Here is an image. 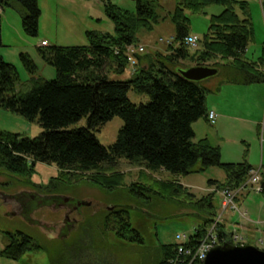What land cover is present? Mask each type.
<instances>
[{"label": "trees", "instance_id": "1", "mask_svg": "<svg viewBox=\"0 0 264 264\" xmlns=\"http://www.w3.org/2000/svg\"><path fill=\"white\" fill-rule=\"evenodd\" d=\"M133 1L135 12L123 10L110 1L105 4L106 15L115 25L114 35L87 32L85 46L37 47L41 59L56 69L55 79L36 78L38 66L28 53H21L20 59L31 80L28 87L18 90V69L0 56V109L17 113L31 123L37 122L43 129L34 138L0 131V169L29 177L37 163L54 164L60 170L56 180L63 185L85 179L93 186L114 192L124 185L126 177L121 171V162L140 166L143 168L140 179L127 188L129 196L141 204L150 197L187 198L186 202L201 214L198 216L202 223L191 234L198 243L217 217L218 208L213 203L216 191L195 200V195L179 181L157 180L147 173L164 171L174 176H188L217 166L226 173V180L223 183L210 180L209 187L235 189L247 181L253 167L246 161L222 163L220 149L208 139L193 141V124L200 119L208 121L206 99L210 90L202 82L184 78L178 70L182 62L189 60L196 66L223 69L225 82L229 84L264 83V44L256 61L247 58L254 27L245 1L176 0V7L169 14L175 26L174 42L166 53L137 54V64L128 79H111L105 72L108 69L123 75L131 67L127 46L140 43V33L152 32L166 19L158 12L157 0ZM14 4L21 8L26 34L37 36L41 17L38 0H0L3 11ZM211 5H221L224 9L211 16L208 33L199 38V48L193 51L185 44L191 35V18L187 12L204 13ZM130 91L147 95L150 100L135 104L128 97ZM115 117H120L124 124L115 142L104 146L96 132ZM83 118L87 119L86 127L68 129ZM58 189L48 187L45 192L53 195ZM132 209L130 205H118L109 210L104 229L115 235V241L150 248L138 225L131 220ZM218 235L223 244H233L231 232L222 223ZM8 236L10 242L2 255L10 259L20 260L28 252L44 249L26 233ZM156 247L160 256L156 264H167L177 244ZM62 250L61 260L68 256L69 247Z\"/></svg>", "mask_w": 264, "mask_h": 264}, {"label": "rangeland", "instance_id": "2", "mask_svg": "<svg viewBox=\"0 0 264 264\" xmlns=\"http://www.w3.org/2000/svg\"><path fill=\"white\" fill-rule=\"evenodd\" d=\"M108 1L123 10L136 11V3L133 0H38L41 17L38 35L35 37L24 31L19 5L14 4L5 11L1 10L0 56L18 69L20 76L18 90L28 87L31 80V75L20 59L21 53H28L38 66L36 78L52 80L57 77L56 69L46 64L37 51V47H41L43 41L47 43L45 47L85 46L88 45L87 32L114 35L115 25L105 11V4ZM157 1L158 12L166 19L152 32L139 34L140 43L137 44L145 47V53L156 51L166 53L169 46L167 40L173 38L171 35L175 33V26L169 14L174 11L176 0ZM237 1H245L249 6L254 37L246 55L248 59L256 61L264 44V0ZM223 9L221 5H211L205 8L204 13L187 12L191 18L190 33L203 38L208 33L211 16L220 14ZM237 13L243 18L241 11ZM191 66L196 65L186 60L182 62L180 69ZM220 70L215 77L202 81L206 87L223 83L219 92L208 93L206 99L208 112L214 111L218 115L217 123L211 125L203 119L200 120L198 125L195 124L196 136L193 141L208 139L212 145L220 149L222 163L246 161L258 169L264 165L262 129L264 83L231 85L225 82L224 70ZM105 72L111 79L126 80L133 74L134 68L130 67L123 75H117L113 69ZM128 97L135 104L147 103L150 100L149 96L133 91L128 93ZM123 124L120 117L107 122L96 132L99 142L104 146L113 144ZM86 126L87 119L83 118L78 123L70 125L68 129ZM42 130L37 122L31 123L17 113L0 109V131L34 138ZM120 166L121 171L126 174L125 186L114 192L93 186L85 179L63 185V182L56 180L60 177V170L54 164L37 163L29 177L0 169V264H156L160 257L156 245L175 244L177 234L195 233L196 228L202 223L198 216L201 214L186 202L187 198L182 197L184 200L182 201L150 197L145 200V204H141L139 200L129 196L127 188L140 179L143 168L130 165L126 161L121 162ZM147 174L157 180L179 181L195 195V200L219 190L215 186L209 187L210 180L219 183L226 180V173L217 166L188 176H174L162 171ZM48 187L59 189L57 193L50 195L45 192ZM29 194L39 196L42 201L31 199L28 197ZM22 195L27 196L23 198L28 204L27 211L22 207L24 200L19 198ZM51 196L55 198L51 199ZM63 197H70L89 205L73 209L68 202L63 201ZM237 199L241 212H246L255 222L264 221L263 195L248 188L239 191ZM213 203L220 212L222 206L218 192ZM118 205H130L134 208L131 210V220L138 225L145 243L147 246L151 245L150 248H139L115 241V235L104 229L106 214L112 210L110 208ZM239 219V215L227 210L222 224L231 232ZM242 224L247 227L244 233L249 236V241L264 250V245L258 242L259 238L264 239V233L257 232L258 226L246 223L245 220ZM260 228L264 232V224H261ZM17 232L30 235L44 249L40 252H28L20 260L2 255L10 242L9 233ZM65 247H69V253L66 259L61 260L60 254Z\"/></svg>", "mask_w": 264, "mask_h": 264}, {"label": "built area", "instance_id": "3", "mask_svg": "<svg viewBox=\"0 0 264 264\" xmlns=\"http://www.w3.org/2000/svg\"><path fill=\"white\" fill-rule=\"evenodd\" d=\"M0 8V12H1ZM161 41H163L161 39ZM174 42V37L170 40H167V43L171 45ZM185 44L193 50L199 48V38L195 35H190L185 39ZM43 46H47L46 42L42 43ZM145 47L138 44H132L127 46L126 54L128 56V61L130 66L135 68L137 64V54L145 53ZM217 120V114L214 111L208 112V121L210 124L214 125ZM264 132V125H263ZM250 188L254 192L264 196V186L262 185V166L258 169L252 168L248 173L247 181L239 188L225 187L219 190H216L221 196V206L222 209L218 212L217 217L213 224L206 231L205 236L195 242L196 239H192L191 235L186 234H177V248L175 254L168 260L167 264H204L208 252L219 245H222V241L218 235V229L220 224L224 219V213L227 210H231L233 214L239 215V220L235 223L233 230L231 231V240L234 245L249 244V236L244 233L247 230V227L243 226V220L246 223H252L254 226H258L256 229L260 234L264 233L260 228L261 224H264V221H253L247 216L246 212H241L239 205L237 203V193L241 190H246ZM258 242L264 245V239L259 238Z\"/></svg>", "mask_w": 264, "mask_h": 264}, {"label": "water", "instance_id": "4", "mask_svg": "<svg viewBox=\"0 0 264 264\" xmlns=\"http://www.w3.org/2000/svg\"><path fill=\"white\" fill-rule=\"evenodd\" d=\"M178 72L190 81L202 82L218 75L220 69L204 65L179 69ZM204 264H264V250L253 244H222L208 252Z\"/></svg>", "mask_w": 264, "mask_h": 264}, {"label": "flooded vegetation", "instance_id": "5", "mask_svg": "<svg viewBox=\"0 0 264 264\" xmlns=\"http://www.w3.org/2000/svg\"><path fill=\"white\" fill-rule=\"evenodd\" d=\"M27 196H19V198H21V200H24L23 198H26ZM28 197H31V199H33V200H36V199H40V201H42L41 200V198L39 197V196H36L35 194H33V195H28ZM49 197V196H48ZM51 199H54L55 197L54 196H51L50 197ZM63 201L64 202H68L70 205H71V207H73V209H77L78 207H80V206H82V205H84V203L83 202H80V201H75V200H73V199H71L70 197H63ZM22 202V201H21ZM28 204L26 203V201L24 200L23 201V203H22V207H23V209H24V211H27V209H28V206H27ZM67 225H70L69 223H67Z\"/></svg>", "mask_w": 264, "mask_h": 264}, {"label": "crops", "instance_id": "6", "mask_svg": "<svg viewBox=\"0 0 264 264\" xmlns=\"http://www.w3.org/2000/svg\"><path fill=\"white\" fill-rule=\"evenodd\" d=\"M174 34L175 33H173L171 36H174ZM192 35V34H191ZM43 42H45V41H43ZM43 46V45H42ZM208 81H210V80H208ZM218 83V82H217ZM261 84V83H260ZM213 85V84H212ZM231 85H238V84H231ZM222 86V85H221ZM221 86H220V88H221ZM244 86H246V85H244ZM218 87H219V84L218 85H214V86H209V87H207L209 90H210V92L209 93H211V92H213V91H216V92H219V90L220 89H218ZM221 117H227V116H225V115H220ZM228 118H231V117H228ZM217 119H218V115H217ZM200 120H202V119H200ZM199 120V121H200ZM204 121H206V122H208L207 120H205V119H203ZM199 121H197V122H195L194 124H193V129H194V132H195V136H196V130H195V124L196 125H198V123H199ZM216 123H217V120H216ZM215 123V124H216ZM214 124V125H215ZM212 125V124H211ZM163 173H166V172H164V171H162ZM211 188V187H210ZM208 191H210V189L208 190ZM234 221H236V220H234Z\"/></svg>", "mask_w": 264, "mask_h": 264}]
</instances>
